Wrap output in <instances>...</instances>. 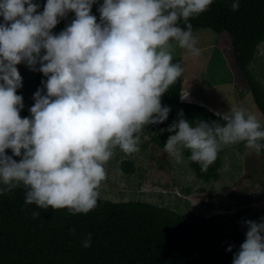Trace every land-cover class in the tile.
Wrapping results in <instances>:
<instances>
[{
  "label": "clouds",
  "instance_id": "obj_1",
  "mask_svg": "<svg viewBox=\"0 0 264 264\" xmlns=\"http://www.w3.org/2000/svg\"><path fill=\"white\" fill-rule=\"evenodd\" d=\"M95 3L47 0L39 13L33 0H0V195L23 187L25 206L67 209L73 216L97 207L114 150L138 152L145 126L167 120L170 107L161 106V97L183 73L172 62L174 45L200 55L190 20L213 0H103L99 22L90 14ZM230 7L238 11L239 0ZM70 12L71 24L53 34ZM21 63L47 77L24 118L17 95ZM215 115L223 123L190 124L180 111L161 130L175 132L163 151L177 164L196 163L207 172L225 146L243 143L242 161L264 150V129L255 116L242 108ZM243 223L245 240L232 264H264V218ZM90 246L91 233L81 241L82 248Z\"/></svg>",
  "mask_w": 264,
  "mask_h": 264
},
{
  "label": "trees",
  "instance_id": "obj_2",
  "mask_svg": "<svg viewBox=\"0 0 264 264\" xmlns=\"http://www.w3.org/2000/svg\"><path fill=\"white\" fill-rule=\"evenodd\" d=\"M232 2L213 0L209 10L190 23L193 32L208 30L227 35L234 65L244 77L253 103L264 120V92L248 72L256 47L264 42V0H239L238 11L231 10ZM102 3L103 0H96L91 9L90 14L96 16L97 22ZM74 18V13H68L52 33H60ZM180 26L183 27V23ZM172 62L179 64L178 60ZM35 80L36 89H42L41 81L46 82L47 77L37 70ZM179 90L180 77L161 97V106L170 107L167 120L143 129L149 142L159 149H163L169 135L175 134L161 130L177 121L180 111L190 124L197 120L223 123L209 109L180 101ZM30 115L24 105L21 118ZM261 125L264 129V121ZM237 146L241 152L244 144ZM5 151L12 156L10 149ZM260 154L264 155V150ZM184 155L187 157L190 152ZM13 159L18 162L17 157ZM186 165L197 179L214 182L220 165L219 153L207 172H201L199 164ZM24 200L23 187L0 195V264H232L233 255L244 242L247 231L233 227L224 232L216 226H200L195 219L186 221L171 210L139 201L115 203L98 199L94 210L73 216L67 209L43 211L35 205L25 206ZM33 211H40V216L34 219ZM89 233L91 246L84 249L81 241ZM229 246H233L231 252L226 251Z\"/></svg>",
  "mask_w": 264,
  "mask_h": 264
},
{
  "label": "rangeland",
  "instance_id": "obj_3",
  "mask_svg": "<svg viewBox=\"0 0 264 264\" xmlns=\"http://www.w3.org/2000/svg\"><path fill=\"white\" fill-rule=\"evenodd\" d=\"M45 1L33 0L40 6L39 13L43 12ZM193 36L199 56L174 45L173 60H178L183 68L180 101L207 106L212 112L215 107L222 108V114L228 115L233 108H242L262 124L263 117L253 103L247 83L234 65L227 35L199 30ZM16 67L22 77L17 95L23 97V105L30 109L37 91L35 71L24 63ZM248 72L264 92V42L256 47ZM139 148L131 155L119 148L114 150L104 165L107 179L99 189V199L148 203L171 210L186 221L195 219L200 226H216L224 232L233 227L247 230L244 221L258 222L264 218V155L253 153L242 161L244 147L239 152L237 144L225 146L219 152L216 180L204 183L186 163L177 164L163 149L152 145L145 131L140 135ZM226 161L230 165L228 170L224 167Z\"/></svg>",
  "mask_w": 264,
  "mask_h": 264
},
{
  "label": "crops",
  "instance_id": "obj_4",
  "mask_svg": "<svg viewBox=\"0 0 264 264\" xmlns=\"http://www.w3.org/2000/svg\"><path fill=\"white\" fill-rule=\"evenodd\" d=\"M203 106V105H202ZM205 108H208V109H210L209 107H207V106H205ZM211 111V110H210ZM214 112H212L213 114H215V113H217V112H219V113H222V112H224V110L222 109V108H214V110H213ZM226 111V110H225ZM227 112V111H226ZM217 116V115H216Z\"/></svg>",
  "mask_w": 264,
  "mask_h": 264
},
{
  "label": "built area",
  "instance_id": "obj_5",
  "mask_svg": "<svg viewBox=\"0 0 264 264\" xmlns=\"http://www.w3.org/2000/svg\"><path fill=\"white\" fill-rule=\"evenodd\" d=\"M42 13V12H41ZM59 34V33H58Z\"/></svg>",
  "mask_w": 264,
  "mask_h": 264
}]
</instances>
